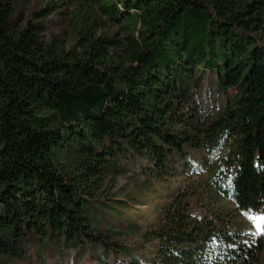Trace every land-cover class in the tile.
I'll list each match as a JSON object with an SVG mask.
<instances>
[{
  "label": "trees",
  "instance_id": "16d2710c",
  "mask_svg": "<svg viewBox=\"0 0 264 264\" xmlns=\"http://www.w3.org/2000/svg\"><path fill=\"white\" fill-rule=\"evenodd\" d=\"M22 1L0 0V264L88 245L130 258L120 264H264V219L257 234L240 218L264 217V0H56L32 19ZM63 6L68 46L41 24ZM207 75L236 91L218 109L200 106ZM202 146L206 176L143 233L153 258L119 247L125 225L98 214L87 188L125 174L121 160L170 172L173 155ZM66 147L67 164L54 163Z\"/></svg>",
  "mask_w": 264,
  "mask_h": 264
},
{
  "label": "rangeland",
  "instance_id": "374dc122",
  "mask_svg": "<svg viewBox=\"0 0 264 264\" xmlns=\"http://www.w3.org/2000/svg\"><path fill=\"white\" fill-rule=\"evenodd\" d=\"M54 1L56 0H23L18 5L17 13H22L26 19H32L34 11L51 6ZM71 10V7L63 6L57 8V11L50 16L41 19V24L44 27L43 36L46 40H50L53 36L60 42L66 43L67 46L71 44L68 36L72 27L69 15ZM203 31L214 33L205 38V46L212 48L211 53L221 56L223 50L218 29L208 25L204 27ZM255 34L261 43H264V27L256 31ZM229 48L231 50V47ZM235 92V88L218 91L214 87L211 75H207L203 81L200 106L205 110L218 109L226 103L227 99L232 98ZM67 153L68 147L59 150L58 153L55 152L52 158L54 163L60 159L66 165ZM58 156L60 157L58 158ZM212 159L211 151L202 146L200 148H184L181 155H173L170 172H161L153 164L139 162L134 158L121 160L122 165L128 166L127 172L122 175L103 172L101 178L96 181L97 184H92L87 188L88 196L98 207V214L103 211L108 215H113L112 217L125 225L126 234L117 241L118 246L146 262L153 258L157 241L151 237H144L143 233L158 221L165 207L181 189L186 185H197L200 179L206 176ZM134 162L138 163L133 165ZM90 206L88 203L85 205L86 212L91 211L88 209ZM213 207H220L229 212L235 209V206L226 200L216 201ZM253 217L256 216L247 213L240 218L242 221L256 226L257 221ZM43 257L33 255L28 261L9 259L6 264H120L130 259L121 252L109 253L108 256H105L91 245L85 246L81 250L80 257H77L72 250L65 253L63 257L50 253Z\"/></svg>",
  "mask_w": 264,
  "mask_h": 264
},
{
  "label": "snow or ice",
  "instance_id": "6c2138e0",
  "mask_svg": "<svg viewBox=\"0 0 264 264\" xmlns=\"http://www.w3.org/2000/svg\"><path fill=\"white\" fill-rule=\"evenodd\" d=\"M253 219H255L257 221V224H256V227H257V230H258V233L259 234V230H260V224H259V221L264 219V217H260V216H256V217H253Z\"/></svg>",
  "mask_w": 264,
  "mask_h": 264
}]
</instances>
